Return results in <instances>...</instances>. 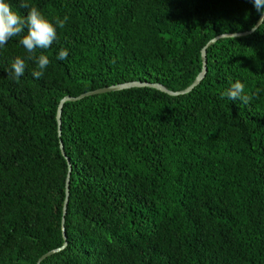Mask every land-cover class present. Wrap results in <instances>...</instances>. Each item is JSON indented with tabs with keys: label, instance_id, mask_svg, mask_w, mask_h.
I'll return each instance as SVG.
<instances>
[{
	"label": "trees",
	"instance_id": "1",
	"mask_svg": "<svg viewBox=\"0 0 264 264\" xmlns=\"http://www.w3.org/2000/svg\"><path fill=\"white\" fill-rule=\"evenodd\" d=\"M27 2L68 20L32 54L50 59L39 79L33 60L10 75L26 29L0 48V264H38L65 244L41 264H264V22L251 32L249 0ZM245 33L207 49L189 94L67 102L59 136L64 98L133 82L183 92L210 41ZM236 81L247 103L222 97Z\"/></svg>",
	"mask_w": 264,
	"mask_h": 264
},
{
	"label": "clouds",
	"instance_id": "2",
	"mask_svg": "<svg viewBox=\"0 0 264 264\" xmlns=\"http://www.w3.org/2000/svg\"><path fill=\"white\" fill-rule=\"evenodd\" d=\"M249 2L257 15L264 18V0H249ZM19 7L28 9L27 14L19 15L12 10L9 0H0V48H3L12 38L21 36L26 29V34L18 40V43L27 55L23 59L17 57L11 62L10 75L14 80H19L25 74V61L33 60L35 69L31 71V76L39 79L50 64L49 57L43 54V51H47L57 41V30L65 26L68 17L49 20L37 7L30 6L27 0H20ZM37 50L43 51L33 58L32 54ZM68 56L69 50L61 48L56 53L55 59L64 61ZM222 97L231 101L239 100L242 103L248 101L244 93V85L239 81L230 84L228 89L222 93Z\"/></svg>",
	"mask_w": 264,
	"mask_h": 264
},
{
	"label": "water",
	"instance_id": "3",
	"mask_svg": "<svg viewBox=\"0 0 264 264\" xmlns=\"http://www.w3.org/2000/svg\"><path fill=\"white\" fill-rule=\"evenodd\" d=\"M264 22V18H260V20L258 21L257 25L253 28V30L251 32L256 31ZM249 33H245V34H235V35H224V36H220L217 37L215 39H213L212 41H210L207 46L203 49L202 51V60H203V70L202 73L198 76V78L195 80V82L185 91L183 92H179V93H173L170 92L168 90H166L163 86L161 85H157V84H149V83H141V82H133V83H126V84H121V85H116L113 87H109V88H105V89H101L92 93H87L85 95H82L78 98H71V97H66L64 98L58 108V113H57V121H58V125H59V136L61 137V133H62V111L64 108L65 103L67 102H77L80 101L83 98L92 96V95H99V94H105V93H111V92H118V91H124V90H130V89H139V88H152V89H156L159 90L163 93H166L170 96H182V95H186L189 94L191 91H193L197 86H199L201 84V82L203 81L204 77L207 74V49L214 45L217 41H219L220 39H225V38H232V37H240V36H246ZM61 151L62 154L64 155V157H66L65 155V151H64V146L61 143ZM67 163H68V177H67V187H66V200H65V204H64V211H63V227H64V220H65V216L67 214V207L69 204V183H70V176L72 173V165L70 162V159L67 158ZM63 234H64V239L66 240V235H65V230L63 228ZM66 246V244L59 250L56 251H52L50 253H48L47 255H45L44 257H42L38 264H41L44 260H46L48 257L52 256L53 254L57 253L58 251L64 249V247Z\"/></svg>",
	"mask_w": 264,
	"mask_h": 264
}]
</instances>
